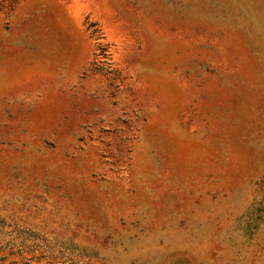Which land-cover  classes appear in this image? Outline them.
I'll return each mask as SVG.
<instances>
[{
  "label": "rangeland",
  "instance_id": "1",
  "mask_svg": "<svg viewBox=\"0 0 264 264\" xmlns=\"http://www.w3.org/2000/svg\"><path fill=\"white\" fill-rule=\"evenodd\" d=\"M0 264H264V0H0Z\"/></svg>",
  "mask_w": 264,
  "mask_h": 264
}]
</instances>
